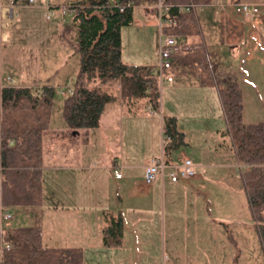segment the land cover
<instances>
[{
    "label": "trees",
    "instance_id": "obj_1",
    "mask_svg": "<svg viewBox=\"0 0 264 264\" xmlns=\"http://www.w3.org/2000/svg\"><path fill=\"white\" fill-rule=\"evenodd\" d=\"M146 1L154 0H69L64 4L71 13L74 28L71 50L78 54L71 91L61 104V115L69 128L98 125L105 104L115 99V94L103 86L110 81L119 83L120 97L127 103L145 97L153 112L159 110L161 82L155 71L157 63H126L120 56V28L132 23L133 6ZM160 1L167 6L162 13L160 32L187 44L186 48L171 53L169 66L162 69V74L165 77L167 70L196 75L200 84L215 86L226 131L236 159L243 166L239 175L264 264V122L242 121L239 84L242 71L232 67L212 68L202 47L195 7L207 5L211 0ZM181 6L188 9L180 10ZM153 10L156 16L155 6ZM54 90V85L47 82L33 87L0 82L1 207L17 205L24 209L41 204L42 133L49 123ZM161 129L169 136L162 152L170 160L171 152L185 145V135L176 129L174 116H161ZM122 230L119 213L105 215L102 245H119ZM0 239L3 242L0 264H83L81 247L42 245L37 220L2 228Z\"/></svg>",
    "mask_w": 264,
    "mask_h": 264
},
{
    "label": "crops",
    "instance_id": "obj_2",
    "mask_svg": "<svg viewBox=\"0 0 264 264\" xmlns=\"http://www.w3.org/2000/svg\"><path fill=\"white\" fill-rule=\"evenodd\" d=\"M249 1L258 5L264 0ZM146 2L140 4L144 11L154 13L153 7L156 0L150 2L149 5H143ZM227 2L223 6L216 5L212 1L205 5L215 8L216 12L211 13V19L216 18L214 21L219 29V42L228 49L241 48L248 53H255L259 49L264 50V10H258L253 16H247L234 10L233 0ZM38 5L43 7V5ZM13 6H16L18 9L16 13L19 14L20 6L15 0L11 6V15L6 16L5 19L15 16ZM7 9L8 7L2 4L0 12L2 10L5 14ZM147 15L152 19H148L146 25L153 26L156 21L155 15L153 14V17L150 14ZM200 38L202 47L208 55L202 30ZM182 43L185 44L186 41L183 40ZM120 56L126 63L156 64V62H145L144 59L147 56L145 53L140 55V60H132L127 56L123 57L120 48ZM209 62L212 68L232 67L242 71L239 64L224 62L213 64L210 58ZM164 75L171 78L160 84L165 83L162 87L158 123L154 117L155 112H144L150 106L145 97L136 98L132 103H127L126 100L121 99L119 83L115 81L103 85L115 94V99L105 104L96 127L72 129L66 125L64 120L63 122L56 121L57 123L52 125L50 117L48 126L42 133L41 204L24 209L17 205L10 207L0 205V214L3 211L10 212L9 208H14L17 216L26 215L24 218L26 220L16 219L19 221L16 226L23 225L22 221H29L28 224L36 220L39 222L42 245L78 246L82 248L85 255L88 253L95 257L97 252L119 250L124 246L126 233L132 235L133 239L140 238L141 241H149L155 235L160 236L161 233L157 232V229L164 222V212L176 203V206L183 211L188 210V204L191 208V202L200 204L201 208L206 205L205 209L208 212L209 190L207 182L204 181L202 169L213 170L216 167H222L224 158H220V162L216 160L219 145L211 141L208 149L216 154V157L213 158L214 155H212L205 161L196 160L192 152L188 150V129L180 123V117L193 116L201 112L204 107L214 109L216 105V111L220 110L224 124L221 130L217 126L214 127L216 133L220 131L229 135L226 131L217 91L212 84H200L196 75L173 74L167 70ZM174 77H178L179 80L173 82ZM186 77L191 79L188 81ZM5 79L10 80V77L5 76ZM240 81L255 88L252 80L244 75ZM38 85L34 84L32 87ZM182 87H191L198 96L191 97L189 101H182L178 96ZM240 89L242 95L241 84ZM242 113L243 105L241 119L247 123L243 120ZM123 116L127 121H125V132L123 131ZM161 116H174L176 129L184 132L186 143L179 148V151H183L191 158L195 174L186 180L171 181L164 169L161 176H156L150 183H144L142 171L146 159L159 154L161 150ZM130 117L135 121H128ZM101 124L107 130L102 137L97 132ZM174 154L175 150L171 152L170 160H174ZM233 154L235 156L234 150ZM236 161L238 162L237 159ZM114 169L119 171L120 177L114 176ZM103 192L106 194L105 202ZM110 199L111 202L113 201L112 206H109ZM116 213L121 215L123 221L121 243L117 246L105 247L101 243V228L105 223V215ZM190 216L192 217L191 213ZM130 227H135V229L129 230Z\"/></svg>",
    "mask_w": 264,
    "mask_h": 264
},
{
    "label": "rangeland",
    "instance_id": "obj_3",
    "mask_svg": "<svg viewBox=\"0 0 264 264\" xmlns=\"http://www.w3.org/2000/svg\"><path fill=\"white\" fill-rule=\"evenodd\" d=\"M68 1L48 0V4L52 5L48 19L45 18L48 8L44 4L43 7H39L37 3L30 4L27 0H17L20 12L16 13L18 9L13 6L15 16L11 19H5L4 12L2 10L0 12V82L26 86L47 82L54 85L50 111L52 125L56 124V121L63 122L61 115L63 96L59 90L66 92L68 85H72L78 66V54L71 50V42L74 38L71 13L59 11V6ZM149 3L150 1H147L143 5ZM257 7L261 11L264 10V1L258 3ZM214 9V6L205 5L195 7L210 61L213 64L224 62L241 65L239 68L242 69V77L244 75L252 80L255 87L239 80L242 88L243 120L264 122V50L248 53L241 48L228 49L222 45L219 42L216 18L211 19V13L216 12ZM147 14L151 17L155 15L152 12L146 13L140 4L133 6L132 23L120 28V48L123 57L140 60V55L145 53L147 55L145 62L157 63V25L156 21L153 26L146 25V21L152 19ZM154 17L156 20V16ZM176 40L174 38L175 43H182ZM5 76H9L10 80H6ZM186 79L189 81L191 78L186 77ZM177 80L178 77L173 78V82ZM164 85L165 83L160 85L159 100ZM178 96L182 101H189L191 97L198 95L191 87H182ZM131 114L128 115L132 116ZM158 114V111L154 113L157 123ZM134 115L138 117L136 113ZM125 121L126 118L123 116L124 132L127 122ZM128 121L135 120L130 117ZM180 123L188 129V150L196 160L205 161L212 155L213 158L216 157V154L208 149L211 141L219 145L217 154L219 159L216 160L220 162V158H224L222 161L224 166L213 170L202 169L209 190V213L205 209L206 205L201 208L200 204L191 202V208L188 204V210L183 211L176 206V203L164 212V222L157 229V232L161 233L160 236L155 235L149 241H141L140 238L133 239L132 235L126 233L124 246L120 248L122 250L97 252L95 257L83 253V264H234L236 262L263 264L239 175V169L243 166L235 159L229 135L220 131L216 133L214 128L216 126L220 130L224 128L220 110L216 111V105L214 109L204 107L201 112L193 116L180 117ZM106 131L103 124L97 130L101 137ZM179 148L175 149L174 159L180 152ZM103 196L105 202L104 192ZM112 202L110 199L109 206H112ZM9 210L11 217L0 221V229L5 226H16L19 224L16 219L23 220L26 217L25 214L17 216L14 208ZM0 219H2L1 214ZM22 222L26 225L29 221ZM133 229L135 227L129 228V230ZM1 242L0 247L3 243Z\"/></svg>",
    "mask_w": 264,
    "mask_h": 264
},
{
    "label": "built area",
    "instance_id": "obj_4",
    "mask_svg": "<svg viewBox=\"0 0 264 264\" xmlns=\"http://www.w3.org/2000/svg\"><path fill=\"white\" fill-rule=\"evenodd\" d=\"M30 4L37 3L40 5H45L46 8H48V12L45 13V18L48 19L50 17V5L48 4V0H27ZM214 2V4L223 6L227 0H211ZM2 4H5L8 9L5 12L6 16H10L12 13L11 6L13 5V0H0V9ZM234 10L242 13L244 15L253 16L257 14L258 7L255 3L250 2L248 0H241L238 2L232 3ZM155 9H156V25L158 29V60L155 67V71L158 75L159 82H163L165 80H169L171 77L166 76L164 77L162 74V69L167 68L169 66L170 61V55L172 52L177 51L180 48H186L187 44H176L174 42V38L171 35L168 34H162L160 32V25L163 22L162 13L167 8L166 5L162 4L160 0H156L155 3ZM188 9L187 6H181L180 10H186ZM59 11L61 13H64L67 11V7L64 4H61L59 6ZM71 91V86H68L66 92L64 90H59V93L63 96L66 95L68 92ZM146 113L153 112V109L151 106H148L146 110L144 111ZM169 136L167 133L161 129L160 133V152L157 155L150 156L146 159L144 165H143V171H142V179L144 183H150L152 182L156 176L162 175L164 169H166V176L171 181L176 180H186L188 178H191L194 174V167L192 164L191 159L188 155H186L183 151H180L177 157L174 160H166L164 157V154L162 152L163 144L168 140ZM113 174L115 177H120V173L118 170H113ZM11 217V214L9 211H3L1 212V218L2 219H8ZM7 247L8 244H5ZM1 248V247H0Z\"/></svg>",
    "mask_w": 264,
    "mask_h": 264
}]
</instances>
